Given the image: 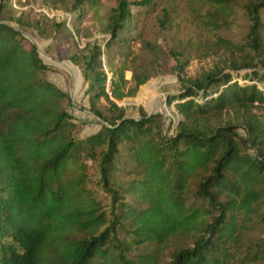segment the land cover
I'll list each match as a JSON object with an SVG mask.
<instances>
[{
    "label": "trees",
    "instance_id": "16d2710c",
    "mask_svg": "<svg viewBox=\"0 0 264 264\" xmlns=\"http://www.w3.org/2000/svg\"><path fill=\"white\" fill-rule=\"evenodd\" d=\"M87 2L100 4L77 0ZM114 2L104 46L88 42L71 56L88 83L90 110L101 120V129L87 138L77 134L66 107L69 94L45 78L48 66L37 46L10 23L23 24L24 13L0 17V264H138L128 254L136 243L162 245L179 234L192 243L166 264H232L241 252L242 215L264 196V90L209 70L202 79L183 81L176 103L183 120L173 135L163 134L158 114L127 117L118 101L134 96L148 79L134 73L130 85L126 77L134 41L129 34L139 25L133 6L151 12L160 1ZM189 3L212 6L213 12H198L212 30L234 13L232 0ZM247 10V48L264 66V0L249 1ZM116 43L128 48L118 65L108 55ZM225 111L239 114L241 125L213 126L211 118ZM88 161L97 164L98 188L109 194L104 208L87 187ZM124 162L142 175L127 191L143 207L132 208L114 188ZM247 256L248 262L263 260L264 248Z\"/></svg>",
    "mask_w": 264,
    "mask_h": 264
},
{
    "label": "rangeland",
    "instance_id": "374dc122",
    "mask_svg": "<svg viewBox=\"0 0 264 264\" xmlns=\"http://www.w3.org/2000/svg\"><path fill=\"white\" fill-rule=\"evenodd\" d=\"M159 1V8L151 12H139L133 6L139 25L133 27L129 34V40L133 38L134 41L130 43L131 52L126 59L129 68L126 77L130 85H134V73L148 79L134 96L118 101L127 117L158 114L159 121L163 123V134L173 135L183 120L176 107L179 102L177 96L184 91L183 81L202 79L209 70H224L240 83H255L264 90V66L257 58L259 54L247 48L252 25L247 4L252 0H232L233 15L227 17L228 22L223 26L214 30L206 26L198 14L213 12L212 6L199 4V8L195 4L193 7L189 0ZM3 3L8 6L0 13L2 18L10 20L24 13L23 24L15 20L10 23L22 31L27 43L37 45L40 58L48 66L45 78L69 94L66 107L77 123L78 136L87 138L97 133L102 127L101 120L90 110L86 92L88 83L71 56L84 49L88 42L97 41L104 46V40L111 36L106 18L115 4L114 0H100L97 6L93 2L78 4L77 0H0V5ZM57 24H60L59 28ZM224 38L233 43V48H227L219 41ZM235 45L243 46L245 50L234 48ZM127 53L128 48L119 43L112 45L108 51L116 65L121 58H126ZM68 67L74 72L69 71ZM217 86L222 88V85ZM173 98V103H170ZM102 103L107 104L104 100ZM211 121L213 126L218 127L239 125L243 120L239 114L225 111L212 117ZM237 133L246 135L240 126ZM88 165L87 187L104 208L110 203L109 194L98 188L97 164L88 161ZM122 166L123 170L114 176V188L132 208L143 207L137 199L138 195L127 191L130 182L142 175L131 170V165L126 162ZM195 186L196 181L193 183ZM241 221V252L235 255L239 258H234L232 264H264V259L248 262V256L246 258L248 251L253 254L257 249L264 248V196L255 202L249 214L242 215ZM126 222L130 225L132 219L127 218ZM123 235V232L120 233V237ZM191 243V239L179 234L162 245L138 242L128 254L138 264H144L143 261L150 259L151 255L153 260L149 264H166L176 250ZM110 251L114 252L113 246Z\"/></svg>",
    "mask_w": 264,
    "mask_h": 264
},
{
    "label": "bare ground",
    "instance_id": "6f19581e",
    "mask_svg": "<svg viewBox=\"0 0 264 264\" xmlns=\"http://www.w3.org/2000/svg\"><path fill=\"white\" fill-rule=\"evenodd\" d=\"M68 69H69V71L74 72V69H72V68H70V67H68Z\"/></svg>",
    "mask_w": 264,
    "mask_h": 264
},
{
    "label": "water",
    "instance_id": "95a60500",
    "mask_svg": "<svg viewBox=\"0 0 264 264\" xmlns=\"http://www.w3.org/2000/svg\"><path fill=\"white\" fill-rule=\"evenodd\" d=\"M37 46V45H36ZM152 115V114H151Z\"/></svg>",
    "mask_w": 264,
    "mask_h": 264
}]
</instances>
